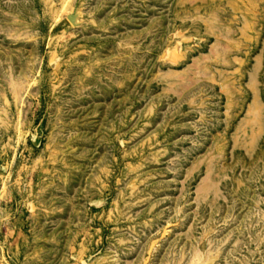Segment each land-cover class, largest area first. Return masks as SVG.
I'll return each mask as SVG.
<instances>
[{
	"label": "rangeland",
	"instance_id": "1",
	"mask_svg": "<svg viewBox=\"0 0 264 264\" xmlns=\"http://www.w3.org/2000/svg\"><path fill=\"white\" fill-rule=\"evenodd\" d=\"M0 264H264V0H0Z\"/></svg>",
	"mask_w": 264,
	"mask_h": 264
},
{
	"label": "bare ground",
	"instance_id": "2",
	"mask_svg": "<svg viewBox=\"0 0 264 264\" xmlns=\"http://www.w3.org/2000/svg\"><path fill=\"white\" fill-rule=\"evenodd\" d=\"M225 52V51H224Z\"/></svg>",
	"mask_w": 264,
	"mask_h": 264
}]
</instances>
